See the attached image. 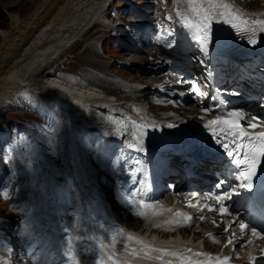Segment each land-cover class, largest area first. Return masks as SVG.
Listing matches in <instances>:
<instances>
[{
  "label": "bare ground",
  "instance_id": "bare-ground-1",
  "mask_svg": "<svg viewBox=\"0 0 264 264\" xmlns=\"http://www.w3.org/2000/svg\"><path fill=\"white\" fill-rule=\"evenodd\" d=\"M107 2L108 0H41L40 3L24 19H21L14 13L11 14L10 30H2L1 32L2 43L0 44V103L3 101L5 96L11 93L16 95H23L28 91L35 92V88L37 87L41 90V92L47 94L48 97H50V99L52 100L51 108L54 107L56 110V112L53 113V117L55 115L62 116L71 125H73V128L78 127L81 131L89 129V126L83 120H81V118L78 117L75 112H72L67 108L68 105L66 104V101L65 103L59 105L53 104V101H57L60 98L59 94L61 92H65V88H69V85H64V83L58 79H49L46 82H42L39 87L38 85H33L34 90H30V85L33 84V81L31 79L36 74L43 71V65L46 61L55 59L60 54V52H63V50L69 44H74L72 43V41H74L77 34L80 35L81 32H85L86 29L88 31L90 28H92L94 23L98 19H100L99 16L103 8H105ZM226 2L231 4L242 14L245 19L249 21H252L253 19L264 18V0H259L258 6L254 10H245L237 6L232 0H226ZM172 4L175 8V13L177 8L187 7L183 3L176 4L175 0H172ZM10 8H12V6H10ZM144 15L149 19L150 16L152 17V15L148 13H145ZM241 26L243 27V25ZM248 26L251 27L252 25L250 24ZM144 27H147L146 30L144 32H141V35L135 38V41H133L132 38L128 35L125 39L121 40L123 48L127 50L126 56H129L128 60L132 62H128L125 60V65H117L122 68L121 70H124L125 73H127V71H131L133 73V76L128 78L132 82H135L137 80L142 81V79L144 78H149L150 81L143 88H129L127 87V85L120 84L119 86L122 90L126 91V95L124 96L139 93L141 97L147 99L150 111L152 102H154L157 106L158 104L166 105L167 108H165V106L162 110H164L169 116L165 114V119L159 122H154L155 120H152L151 125L154 128H151L147 131L137 129L130 122L131 125L129 124L127 126L126 132L120 141L126 145L127 140L133 139L134 133L139 136L140 132L142 131V145L150 146L151 148H153L169 143L168 134H156L155 131L157 130V127L165 130L169 128L168 125H170L174 119H177V121H187L190 124H194V127L197 128L198 124L195 123L196 120L203 119L206 116L207 112H205L204 109L201 108L202 103L197 100V96L189 93L188 84L190 81L187 80V76L185 77L186 73L190 74L193 72V70L196 71L198 69V66L195 65L194 69H192V65H190V63H187V65L184 66L181 65L180 61L169 59L170 57L165 56L164 53H162L163 51L166 52L167 50L162 47V45H160L161 42L151 38L152 28H150V24H147ZM212 29L214 36V39L212 41L219 45L245 48L248 46H255L261 41H264V33L257 31L255 34V39L257 42L254 45L250 44L248 42L249 34L238 33L231 27L230 24L214 23ZM154 43H157L163 51H158L156 49L152 50V45ZM143 45H148L150 49H147ZM189 50L194 51L192 48H187L186 52H184L183 55L187 54ZM143 52H150V55L146 57V53ZM159 52L161 54H159ZM194 53L196 55L195 51ZM134 54L140 56L139 61H142L137 62L138 59L133 57ZM119 56L122 58H126L124 57V55ZM173 62H179V64L176 65L173 64ZM223 71L228 72L229 66L226 65L223 68ZM25 82L26 84H24ZM114 83L118 84V82L116 81H114ZM169 87H173L174 90H176V92L178 93H184H175L173 95L165 94L162 89H168ZM73 88L78 89L83 96L92 93L91 91L86 89L77 87ZM161 107L163 106H160V108ZM141 112L144 113V109H142ZM94 113L99 116V119L101 121L100 125L105 129V131L112 132L113 134L121 133L117 129V126L122 122L125 123L126 116L124 114L116 115L108 109L94 110ZM132 121L134 123H138V121L144 122L141 118H135L132 119ZM93 135L99 136L100 134L96 132L93 133ZM103 135H105V132ZM105 140H109V138H107V135L102 136V141ZM116 146H118V143L116 144ZM78 150H76L75 152L78 155L77 158L79 160V164L75 157L76 161H72V166L70 169L72 172V180L70 182L75 185V192L72 202L70 200V204L66 202L65 207H69V212H73L74 217L80 219L82 208L79 207L80 204H78V202L80 201L81 206H84V196L88 193L91 186L84 185L85 179L82 175L79 174L81 170L84 169L81 164L82 160H86L88 158H86V154L84 152ZM115 151L116 149H113L108 153V161L115 154ZM79 152L82 153V158L81 156L79 157ZM132 160V158L124 159L121 164L116 165L117 167L115 166V164L113 165L109 161V163L107 164L106 174H102L101 171H98L95 168H90L92 174L97 175L96 182L94 183L93 193L98 192V194H101L104 191L105 199L107 200L111 198L110 213L115 214V220L108 222V229H111L113 231L116 229H123L126 235H131L135 238H138L145 244L150 245L153 248L162 249L163 251H149L148 254L152 257V259H146L142 257L132 256L129 254V252L123 251L121 249V245H117L115 255L117 256V258L125 261L126 264H188L186 262L189 260L188 256L190 255V253L186 250L188 249L187 247L197 242H200L205 246L206 238L209 236L206 233L205 239L202 242V240L199 241V238L200 236H203V233L196 236L195 234H188L185 236L184 228L175 230L170 226L171 222L166 217L164 207H161L157 204H153V207L151 209H153L155 212L152 210L150 215H143V217L137 215L136 213L138 212V209H140L138 203L132 201V199L129 198L123 199L121 195L116 192L115 187L117 181L125 183L126 181L130 180V176L139 174L138 170L135 167H133L132 170H130V172L127 174L123 171V168L125 166L133 165ZM169 166L170 164H167V167L165 169L166 175L163 176L162 181H159L161 189L155 195V197L163 199L164 201H169L171 199V195L168 194L169 190L167 189V186L169 184V181L175 179L174 175L170 174L169 172ZM196 167L198 168V166H194L192 167V169L196 170ZM210 170L211 169H208L207 171ZM111 174L112 176L110 177ZM114 180L116 182H113ZM164 180L167 181L163 186ZM61 182L63 181L61 180ZM134 185H138V182L132 183L131 188ZM182 185L183 183L179 185L180 188L182 187ZM63 186L67 188V183L63 182ZM115 203H120L121 205L115 206ZM33 210V217H30L29 222L44 217H46L50 222L49 226L47 227L42 226L39 223H35V225L30 230V240H37L35 243H37V245L39 246V249L35 248L34 252L30 253V255L34 257L40 252L42 254L49 253V250L56 248L55 243H50V239L45 236V232H57L61 228V225L63 223H56L57 216L52 215L49 209L40 211L41 208L36 205ZM128 214L130 216H132L131 214H134V217L137 219L136 221H133V219L129 217L128 221L126 220V224H128L130 227L126 224H123L121 221L122 219H126L128 217ZM217 216L218 215H216V217ZM213 217H215L214 213H209L206 224H210ZM130 219H132V222H130ZM87 223L90 226L95 227L91 224L90 221ZM232 224L236 225V222L234 221ZM155 225H159V227H156ZM223 227L224 222H222L221 226L212 227L216 228V233H214L216 235V239L220 238L221 240L220 242L216 241V245L211 244V246L218 249L224 248L226 249V251L231 252L237 250L242 255V258L240 257L241 259H243L244 261L250 259L251 255L255 254L254 252H252L253 248L255 247L252 246H254L256 242L251 240V234L248 232L243 235V232H241L240 229H237L236 226H233V228H236V231L234 232V234H231V229L225 232L222 230ZM196 231L197 230L195 229V232ZM205 231L206 230H204V232ZM97 232L99 234V230H97ZM61 235L62 234H59L56 237L58 242ZM225 235L226 237L224 238ZM232 235L235 236L233 243H226V239H229ZM12 240L13 238L11 237L10 241ZM119 240H125L127 243L122 245H127V248L129 250L134 249L136 251H140L143 248L142 244L136 243L135 241H128L127 239L123 238H120ZM5 241L6 239H4L2 243H4ZM248 241H251V243H248ZM245 243H248L247 249L243 247ZM232 244L235 245L234 248H232ZM30 248L31 247L28 244L24 247L25 250H28ZM109 251L113 250L109 249ZM173 251H177V255L172 256L166 254L167 252ZM256 253H258V251H256ZM0 256L7 257L8 253L0 251ZM184 257H186L187 260L182 259ZM82 258L85 261H88L91 258V253H83ZM176 259L179 260L175 263H171ZM35 263L40 264L39 261Z\"/></svg>",
  "mask_w": 264,
  "mask_h": 264
},
{
  "label": "rangeland",
  "instance_id": "rangeland-1",
  "mask_svg": "<svg viewBox=\"0 0 264 264\" xmlns=\"http://www.w3.org/2000/svg\"><path fill=\"white\" fill-rule=\"evenodd\" d=\"M40 1L0 0V44L2 43V30H10V15L14 13L24 19ZM232 1L239 6L244 4L256 8L259 0ZM108 7L101 12L100 19L92 28L88 31L86 29L80 35L77 34L72 41L74 44H69L67 49L65 48L54 60L52 64L55 67L60 65V74L67 77L72 75L78 77L79 73L90 83L106 85L107 83L101 79H95L94 72L88 71L86 67L91 63L98 65L108 74L119 73L127 78L132 77L131 71L125 73L117 65L118 63H113L114 55H124L126 58H122V60L132 62L128 60L127 50L123 48L121 40L128 35L135 41V38L146 30L147 27L144 26L147 24H150V28H152L151 38L160 41V45L167 51H163L157 43L152 45V50L163 51L165 56L170 57L171 60L180 61L181 65L186 66L187 63H190L192 69L196 64L202 62L195 47L188 44L174 12L172 0H109ZM145 13L151 14L152 17L150 16L149 19L144 15ZM169 32L173 33L171 37L168 36ZM172 41L175 42V47L169 49L166 47V43ZM143 46L150 49L148 45ZM187 48H192L196 55L192 50L183 55ZM150 52L143 53H146V57H148ZM159 54L161 53L159 52ZM133 57L138 59L137 62L142 61H139L140 56L138 55L134 54ZM45 71L46 67L44 66L43 71L31 79L32 83L39 80ZM142 81L148 84L150 80L144 78ZM41 83L37 84L38 87ZM114 87L119 89L118 93L126 95V91L122 90L119 84H115ZM4 102L6 101L0 103V238L2 241L6 239L4 243L13 248L12 264H36L35 262L40 261L37 257L40 259L46 257L48 264H60L61 257L57 254L56 248L49 250V253L42 254L40 252L34 257L30 255L35 248L39 249L35 243L37 240H30L31 228L35 223L47 227L50 222L46 217L31 222L29 219L33 217L32 213L36 205L41 208L40 211L49 209L52 215H56L58 224L66 225L74 219V213H70L69 207L66 208L65 204L66 202L70 204L69 200L72 202L74 196V186L68 182V179L72 161L77 160L79 164L75 151L81 150L89 159L82 160V166H86L88 162L92 163L91 160L96 157L102 159V153H100L102 136L92 139L78 127L73 128V125L62 116L55 115L54 120H51L44 116L38 108H29L28 104L20 106L14 100L15 104L19 106H8ZM160 106L163 107L160 108ZM165 106L163 104L157 106L152 102L151 111L164 116L167 114L162 110ZM122 154L123 151L120 150L111 158V163L115 166L120 164ZM80 156L82 158V153L79 152ZM90 166L97 168L98 163L95 162ZM135 166L140 167L141 164L136 161ZM80 175L85 177L84 184L86 185L89 174L81 170ZM61 180L67 183V188L63 186ZM168 194L172 195L173 193L169 191ZM116 205L120 206L121 204L115 203ZM131 215L128 214L126 220L128 221V218L131 217L133 221H136L134 214ZM81 218H83V214ZM59 230L45 232L50 243H55L56 247L59 243L56 237L62 234ZM11 237L12 241H10ZM27 241L35 243V247L25 250L24 247L29 245Z\"/></svg>",
  "mask_w": 264,
  "mask_h": 264
},
{
  "label": "snow or ice",
  "instance_id": "snow-or-ice-1",
  "mask_svg": "<svg viewBox=\"0 0 264 264\" xmlns=\"http://www.w3.org/2000/svg\"><path fill=\"white\" fill-rule=\"evenodd\" d=\"M175 3H183L187 6L186 8H177L178 22L186 33L190 35L191 40L196 42L200 51L204 53H207L208 47L214 39L212 29L214 23L230 24L238 33H248V42L253 45L257 42L255 39L256 32L264 33V18L249 21L226 0H175ZM250 24L252 25L251 27L248 26ZM172 35V32L168 33L169 37ZM166 47H175V42L166 43ZM196 91L199 93V88H196ZM204 111L210 112L211 109H204ZM246 119L247 117L242 111L233 110L228 112L225 117H217L215 120L207 121L204 128L210 132L215 143L222 146L224 153L229 158V164L233 165L237 170L236 179L240 181L238 188L252 193L257 181L264 187V177L261 176V173H264V132L255 133V135L248 133L240 123V121ZM251 119L255 121L258 118L252 116ZM222 125H229V127L224 128ZM145 127V125H137L139 129ZM168 127H174V125L170 124ZM247 127L256 128L258 124L250 123L247 124ZM142 136V131L139 136L134 133L133 140L136 141V144H130L129 147L135 148L136 145H142ZM137 150H142V147ZM223 182L221 181L220 183L222 184ZM241 194L240 191L234 190L231 195L225 197L215 196L214 199L222 204L224 199H231L232 195L240 196ZM131 195L135 196L136 193L133 192ZM138 203L141 209L151 207V205H146L143 200ZM259 210L264 212V204L260 206ZM209 211H213V209L209 208ZM227 213V207H222V214ZM136 214L143 215V212L138 211ZM176 215H183L186 220L191 219L187 214L176 213ZM93 219L96 220L95 227L85 223L83 218L77 219L74 217L72 221L60 228L62 235L56 247L57 254L61 257L60 264H126L125 261L115 255L120 238L143 245L140 251L129 250L127 245H121L123 251L129 252L130 255L135 257L152 259L148 254L149 251H163L145 244L138 238L126 235L123 229L113 231L106 227L105 222H100L95 217ZM155 226L159 227V225ZM239 227L241 232H244L249 228V225L240 223ZM97 230H99V234ZM228 230V228L225 229V231ZM105 233H109V235H105ZM251 235L254 238L264 239V229L258 230L253 227L251 228ZM27 242L30 247H35V243L32 241ZM228 243H233V240L229 239ZM248 243H251V241H248ZM109 249L113 251H109ZM0 251L8 253L7 257L0 256V264H12L13 248L8 244L2 243V238H0ZM187 251H191V249ZM261 251L264 254V249ZM83 253H91V258L85 261L82 258ZM166 254L177 255L175 252H167ZM196 255L203 254L196 253ZM37 259L40 260V264H48L46 257L44 259L37 257ZM182 259L187 260L186 257ZM253 259L255 260L256 258L253 257ZM216 260L217 264H227L229 258L224 257L221 260L217 257Z\"/></svg>",
  "mask_w": 264,
  "mask_h": 264
}]
</instances>
